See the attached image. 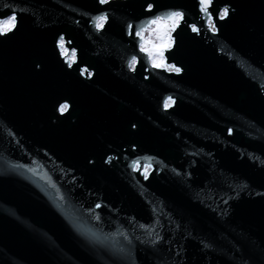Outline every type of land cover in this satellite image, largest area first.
Listing matches in <instances>:
<instances>
[{
    "label": "water",
    "instance_id": "obj_1",
    "mask_svg": "<svg viewBox=\"0 0 264 264\" xmlns=\"http://www.w3.org/2000/svg\"><path fill=\"white\" fill-rule=\"evenodd\" d=\"M226 6L0 0V264H264V0ZM169 11L179 74L134 34Z\"/></svg>",
    "mask_w": 264,
    "mask_h": 264
},
{
    "label": "snow or ice",
    "instance_id": "obj_2",
    "mask_svg": "<svg viewBox=\"0 0 264 264\" xmlns=\"http://www.w3.org/2000/svg\"><path fill=\"white\" fill-rule=\"evenodd\" d=\"M98 3L100 5H108L110 3V0H98ZM198 4H199V10L200 12L207 18V23H208V29L209 31L215 33L217 31L216 25L213 23V12L218 13V18L220 20H224L228 15H229V9L228 7H224V8H214V0H198ZM147 11L151 12L153 10V5L151 3H149L147 5ZM9 21L15 22L16 20V16L13 13L12 16L7 18ZM94 21V26L96 28L97 31H100L105 23L108 20V15L106 12L101 11L99 15L94 16L93 18ZM183 19V13L180 11H169L167 13H165L163 16L161 15H154L151 19L148 20L147 24H145L142 28H137L135 29L134 34L140 38V51L146 53L149 63L151 65L152 68H165V70L167 71H171V72H175L177 74H179L181 72V68L176 67L174 65H167L164 62V49L165 48H170L171 47V39L170 36L168 37L167 40L161 39V42L159 45H153V47L150 49L148 47H146L145 42H144V38L141 35V33L147 29L150 25H156L157 26V30L159 31L161 28L164 29V34L167 36V34L170 31L175 30L177 24L179 23V21ZM170 25V26H169ZM189 27L192 29V31L194 33L198 32V28L195 25H189ZM128 30H129V35L133 34V25L129 24L127 26ZM2 34V33H0ZM61 39H63L61 37ZM136 62V57L133 56L131 63H130V67L135 64ZM171 98L169 97V100ZM165 107H168V103H165ZM68 108V104L64 103L60 106V111L61 113H63L65 110H67ZM133 127H135V125H133ZM229 133L231 134L232 129H228ZM140 167V162L139 161H134L133 162V168L134 170H138V168ZM151 167V165H145L144 166V172H143V176L145 179H148L149 174L147 171V168ZM96 208H100L101 205L100 204H96L95 205ZM141 227H145L144 225H141ZM149 235H151V233H149ZM125 240H128V237L125 235L124 236ZM161 239V237L157 236L156 240L152 241V243H157L159 240ZM130 243V241H129ZM205 247H207V245H205Z\"/></svg>",
    "mask_w": 264,
    "mask_h": 264
},
{
    "label": "rangeland",
    "instance_id": "obj_3",
    "mask_svg": "<svg viewBox=\"0 0 264 264\" xmlns=\"http://www.w3.org/2000/svg\"><path fill=\"white\" fill-rule=\"evenodd\" d=\"M12 24L13 22L7 19L1 23V26L6 29L12 26ZM142 36L144 38L146 47L150 49L153 47V45H159L161 39L167 40L169 37L168 34L167 36L164 34L163 28L158 31L156 25H150L147 29L142 32ZM62 52L66 54V50L63 47Z\"/></svg>",
    "mask_w": 264,
    "mask_h": 264
},
{
    "label": "bare ground",
    "instance_id": "obj_4",
    "mask_svg": "<svg viewBox=\"0 0 264 264\" xmlns=\"http://www.w3.org/2000/svg\"><path fill=\"white\" fill-rule=\"evenodd\" d=\"M0 27H1V29L3 30V27L0 25ZM5 30V29H4ZM72 60H73V58H72Z\"/></svg>",
    "mask_w": 264,
    "mask_h": 264
}]
</instances>
